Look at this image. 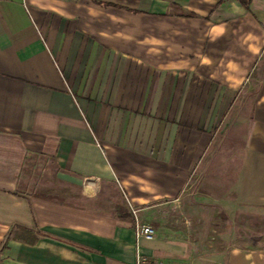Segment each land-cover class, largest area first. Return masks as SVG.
Listing matches in <instances>:
<instances>
[{
    "label": "crops",
    "instance_id": "obj_1",
    "mask_svg": "<svg viewBox=\"0 0 264 264\" xmlns=\"http://www.w3.org/2000/svg\"><path fill=\"white\" fill-rule=\"evenodd\" d=\"M219 166L264 206V0H0V264H264L181 221Z\"/></svg>",
    "mask_w": 264,
    "mask_h": 264
},
{
    "label": "rangeland",
    "instance_id": "obj_2",
    "mask_svg": "<svg viewBox=\"0 0 264 264\" xmlns=\"http://www.w3.org/2000/svg\"><path fill=\"white\" fill-rule=\"evenodd\" d=\"M222 161V155L215 154L214 163ZM211 175H194L183 193L180 215L190 236L216 255L234 246L264 247V206L236 204L223 181L226 174L222 166ZM37 189L33 183L20 192L29 195Z\"/></svg>",
    "mask_w": 264,
    "mask_h": 264
},
{
    "label": "built area",
    "instance_id": "obj_3",
    "mask_svg": "<svg viewBox=\"0 0 264 264\" xmlns=\"http://www.w3.org/2000/svg\"><path fill=\"white\" fill-rule=\"evenodd\" d=\"M24 4H26V0H22ZM128 205L130 206V209L135 214L136 210H134L131 207V203L128 201ZM134 233L136 239L144 238L146 240L153 239L155 235V228L148 223H144L139 221L137 218L135 219V226H134ZM133 264H167L164 262H156L150 259L149 257H146L140 253H136L135 262Z\"/></svg>",
    "mask_w": 264,
    "mask_h": 264
},
{
    "label": "trees",
    "instance_id": "obj_4",
    "mask_svg": "<svg viewBox=\"0 0 264 264\" xmlns=\"http://www.w3.org/2000/svg\"><path fill=\"white\" fill-rule=\"evenodd\" d=\"M247 5V3H245ZM12 238L19 239L27 243H34L37 239V236L33 233L30 228L17 225Z\"/></svg>",
    "mask_w": 264,
    "mask_h": 264
}]
</instances>
